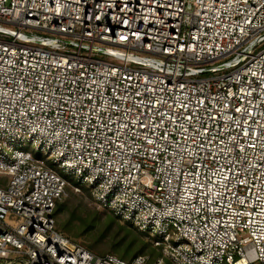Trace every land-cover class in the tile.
I'll use <instances>...</instances> for the list:
<instances>
[{
    "label": "built area",
    "instance_id": "obj_1",
    "mask_svg": "<svg viewBox=\"0 0 264 264\" xmlns=\"http://www.w3.org/2000/svg\"><path fill=\"white\" fill-rule=\"evenodd\" d=\"M0 174V264H264V0H0ZM79 186L163 257L63 236Z\"/></svg>",
    "mask_w": 264,
    "mask_h": 264
},
{
    "label": "rangeland",
    "instance_id": "obj_2",
    "mask_svg": "<svg viewBox=\"0 0 264 264\" xmlns=\"http://www.w3.org/2000/svg\"><path fill=\"white\" fill-rule=\"evenodd\" d=\"M7 180V177L0 174V185ZM71 187L75 185L71 183ZM71 187L68 188L66 196L59 201L65 204L64 210L56 216L57 227L60 230L62 226L66 227L68 232L65 235L69 239L98 256L115 255L131 260L143 242L145 247L141 256H148L151 262L160 258L159 256L163 257L162 252L152 246V243L154 245L152 237L114 214L100 210L86 187L79 186L80 192H75ZM87 224L89 225L86 229ZM130 235L136 239L131 248H128L123 239L127 236L128 241Z\"/></svg>",
    "mask_w": 264,
    "mask_h": 264
},
{
    "label": "trees",
    "instance_id": "obj_3",
    "mask_svg": "<svg viewBox=\"0 0 264 264\" xmlns=\"http://www.w3.org/2000/svg\"><path fill=\"white\" fill-rule=\"evenodd\" d=\"M64 208H65V204L63 203H57V205H56V208H55V213H54V217H55V219H56V216H58L63 210H64ZM56 224H57V220H56ZM88 225L89 224H87V226H86V229L88 228ZM105 229H107V228H105ZM57 230L63 235V236H65L66 238H68L69 239V237H67L66 235H65V233H67L68 232V230H66V227H64V226H62V228H61V230L57 227ZM148 235V234H147ZM135 237L134 236H131L130 235V237H129V240L127 241V236L123 239V240H125L126 241V243L128 244L127 245V247L128 248H131V245L133 244V243H135ZM71 240V239H70ZM72 241V240H71ZM142 246H139V248L137 249L138 251H137V253L136 254H134V256L132 257V259L131 260H125V259H123V258H119V259H121V260H124V261H128V262H130V261H132V260H134V259H136V258H138V257H145V256H141L142 255V253H143V248L145 247V244L142 242V243H140ZM152 246L154 247V245H153V243H152ZM155 249L156 250H158V251H161L159 248H156L155 247ZM113 256H115V255H113ZM117 257V256H116ZM148 257V256H147ZM159 257H161V256H159Z\"/></svg>",
    "mask_w": 264,
    "mask_h": 264
}]
</instances>
